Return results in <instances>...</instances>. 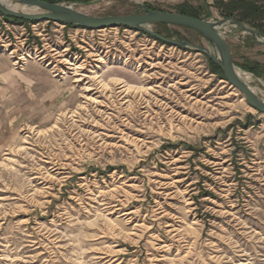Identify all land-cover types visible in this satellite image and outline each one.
Masks as SVG:
<instances>
[{"label": "rangeland", "instance_id": "374dc122", "mask_svg": "<svg viewBox=\"0 0 264 264\" xmlns=\"http://www.w3.org/2000/svg\"><path fill=\"white\" fill-rule=\"evenodd\" d=\"M213 3L74 8L101 18L187 6L214 22ZM4 21L0 264H264V115L204 54L131 29ZM149 29L213 52L192 30ZM219 33L264 101V46L231 25Z\"/></svg>", "mask_w": 264, "mask_h": 264}, {"label": "water", "instance_id": "95a60500", "mask_svg": "<svg viewBox=\"0 0 264 264\" xmlns=\"http://www.w3.org/2000/svg\"><path fill=\"white\" fill-rule=\"evenodd\" d=\"M17 4L31 9V12L11 10L0 3V15L4 18L32 24L49 22L88 31L113 28L131 29L143 33L161 44L202 53L220 69L223 79L243 96L247 105L256 113L264 115V101L253 94L249 87L237 77L236 70L238 69L235 67L228 47L219 33V29L223 26L231 25L251 35L255 44L264 46V38H259V36L264 37V34L248 27L246 24L231 18L214 22L206 21L182 14L151 10L146 7H143V14L95 18L76 10L74 7L79 3L65 4L49 3L42 0H17ZM152 25H167L192 30L208 43L213 52H208L203 47L190 44L184 40L162 37L149 29Z\"/></svg>", "mask_w": 264, "mask_h": 264}, {"label": "trees", "instance_id": "16d2710c", "mask_svg": "<svg viewBox=\"0 0 264 264\" xmlns=\"http://www.w3.org/2000/svg\"><path fill=\"white\" fill-rule=\"evenodd\" d=\"M49 3H79L87 4L94 0H42ZM213 6L218 12V15L222 19H234L240 23L251 26L254 29H264V0H214ZM179 14L198 18L191 9L187 6L179 7ZM210 15V13L208 12ZM13 22L27 24V22L9 19ZM213 73L219 74L222 78V72L220 69L209 60ZM258 74V73H257Z\"/></svg>", "mask_w": 264, "mask_h": 264}, {"label": "bare ground", "instance_id": "6f19581e", "mask_svg": "<svg viewBox=\"0 0 264 264\" xmlns=\"http://www.w3.org/2000/svg\"><path fill=\"white\" fill-rule=\"evenodd\" d=\"M0 3L2 4V5H4L5 7H7V8H9V9H11V10H16V11H23V12H31L30 10L31 9H28V8H22L21 9V7H20V5H18V4H13V2L11 1V0H0ZM20 59H22V56H20L19 58H18V60H20ZM21 61V60H20ZM16 62H18V61H16ZM76 71V70H75ZM236 75H237V77L244 83V84H246L248 87H249V89L251 90V92L253 93V94H255L256 95V91L253 89V88H251L250 87V77H249V75L247 76V75H244V74H242L240 71H238V70H236Z\"/></svg>", "mask_w": 264, "mask_h": 264}, {"label": "built area", "instance_id": "2783aa9c", "mask_svg": "<svg viewBox=\"0 0 264 264\" xmlns=\"http://www.w3.org/2000/svg\"><path fill=\"white\" fill-rule=\"evenodd\" d=\"M5 18L3 17V16H1L0 15V23L2 24V26H5V27H7V23H5ZM43 23H49V22H43ZM40 24L41 23H34V24H29V26H31L32 28L33 27H37V26H40ZM52 24H54V25H57V26H59L60 28L62 27V28H72V27H69V26H64V25H59V24H56V23H52ZM23 24H21L20 26H18V29H20V28H24L23 26H22ZM15 28H17V27H15ZM36 29V28H35ZM77 29H79V28H77ZM4 30H8V28L6 29V28H4ZM80 30H83V29H80ZM0 31H2V35H3V30L1 29V26H0ZM3 37V36H2ZM12 39H14V38H12ZM11 39V40H12ZM8 44V43H7ZM4 46V44L2 45V47Z\"/></svg>", "mask_w": 264, "mask_h": 264}]
</instances>
